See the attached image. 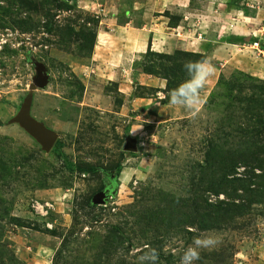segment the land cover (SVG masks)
<instances>
[{"label":"rangeland","instance_id":"obj_1","mask_svg":"<svg viewBox=\"0 0 264 264\" xmlns=\"http://www.w3.org/2000/svg\"><path fill=\"white\" fill-rule=\"evenodd\" d=\"M147 1L0 0V264H139L152 248L157 264H180L202 233L220 243L194 264H264V203L200 228L204 199L240 203L263 172L252 158L264 162V0ZM101 18L158 25L159 36L116 67L99 35L95 62ZM199 60L214 73L193 118L168 100L185 62ZM35 62L48 80L30 91ZM28 96L30 118L56 136L49 151L13 120ZM227 152L249 159L223 177L206 159ZM222 179L234 180L227 192H211Z\"/></svg>","mask_w":264,"mask_h":264},{"label":"trees","instance_id":"obj_2","mask_svg":"<svg viewBox=\"0 0 264 264\" xmlns=\"http://www.w3.org/2000/svg\"><path fill=\"white\" fill-rule=\"evenodd\" d=\"M95 40H96V33L94 32V36H91V39H90V45H91L90 52H89L90 54L94 47ZM195 54H198V53H195ZM198 55L202 57L201 54H198ZM167 86H168V82L166 83V87L164 88V91H166ZM174 88H176L175 83L173 84V88L171 89H174ZM61 145L62 144L60 142H57L54 148L55 154L61 158L62 166L67 171L74 172L76 170V168L74 167V164L71 161H69L67 156L62 151L59 150ZM221 156L222 158H219L218 161H217L216 156L208 157L206 159V164L209 167H216V166L223 167L224 168V173H222L223 177L229 174V172L231 171L230 170L231 167H233L237 163V161L241 160L246 163V161L249 159L248 155L242 156L239 154V152H227V153L222 154ZM254 157H255V160H258L259 162L258 163L259 168H261L264 172V162L262 163L261 159L256 158V156L254 155L252 159H254ZM78 169H82V168H78ZM263 172L262 174L257 175L258 180L257 181L255 180V182L252 184V187L247 190L245 198H243L240 203H233L231 201L230 202L229 201H219L215 204H210L207 202L206 199H204L203 200L205 203L204 210L206 214L205 216L202 217V219H204L205 223L203 226H200V228L209 229L216 224L229 221L235 216H241L244 213H247L246 210L252 205L264 203V173ZM233 181L234 180L229 181L226 179L219 180L215 182L216 187L211 192L217 194V193L224 191L226 193L227 189L231 187L230 185H228V182L230 183Z\"/></svg>","mask_w":264,"mask_h":264},{"label":"clouds","instance_id":"obj_3","mask_svg":"<svg viewBox=\"0 0 264 264\" xmlns=\"http://www.w3.org/2000/svg\"><path fill=\"white\" fill-rule=\"evenodd\" d=\"M187 75L182 83L169 93V103L187 111L191 117L198 116L201 110V90L206 86L209 77L214 73L213 65L206 60L187 61L183 65ZM134 130L133 132H135ZM220 243L218 237L210 234L195 236L180 256V264H194L200 258V250L215 248ZM159 253L156 249H148L139 259V264H157Z\"/></svg>","mask_w":264,"mask_h":264},{"label":"crops","instance_id":"obj_4","mask_svg":"<svg viewBox=\"0 0 264 264\" xmlns=\"http://www.w3.org/2000/svg\"><path fill=\"white\" fill-rule=\"evenodd\" d=\"M178 1L185 3L184 0H178ZM188 1H191V0H188ZM192 1L193 2H195V1L201 2V4L203 2H206V0H192ZM147 3H150V1L148 0ZM189 5H191V4H189ZM206 6H208V8L204 7V6L203 7L206 8L208 11H211V10L215 11L217 4H215L214 1L213 2L209 1L206 3ZM185 8H186L185 6H182L181 11L186 12ZM159 11H161V12H158L159 14H161V15H162V13L164 14V11H162V10H159ZM189 14H193V11L189 12ZM198 14H199V10L196 8V16ZM212 16L215 17L216 15L213 14ZM179 17H180V19H179V21H180L182 17L181 16H179ZM184 19H186L185 16H184ZM202 19H204V18H202ZM179 21L175 25H169L167 23V25H165V26L170 28L171 30H174V29H176V27L179 26ZM104 22H105V24H104ZM108 22H110V23H108ZM111 22H113V23H111ZM182 22H184V20H182ZM210 22H212V21H210ZM98 23H99V27H98V31H96V40H97L98 36L100 35L101 40L99 43L104 44L101 48L103 50L105 49L106 51H109V53H111V54H105V55H104V53H102V56H103V58L107 59L110 62L109 63L110 65H113L116 67H117L118 63H120V58H121L120 53H122V56L124 55V57H129V60L132 61L133 56L137 57L138 55H141L142 53H144L146 51V49L151 47V43L153 42V38H157L159 36L158 35L156 37V32H154L159 27L158 25L152 26V28L145 29L146 23H143V24L141 23L140 25H135V24H131L130 19L126 20L124 23H120V22H117L115 19L112 21H108L107 19L101 18L98 21ZM160 24H163V22H161ZM154 27H156V28H154ZM232 34L237 35V37H238V34H234V33H232ZM159 39L161 40L160 37H159ZM164 39L165 40H164L163 44H159L160 48L166 47L165 41L167 40V38L165 37ZM205 40L206 39L203 38L202 43ZM115 41H118V43H117L118 47L115 48L116 47V45H115L113 50H110L108 48L109 43H115ZM168 42L169 41L167 40V44H168ZM168 45H170V43ZM95 49H97V44H94L93 51L91 52L90 56H91V60L96 62L97 58L100 57V55H99L100 53L95 55ZM152 49H154V48H152ZM119 50L121 52H118ZM112 52H115V53H112ZM129 52H130V55H129ZM198 52H200V51H198ZM202 53H204V52L202 51ZM112 54H113V56H111ZM139 76H141V74H139ZM148 80L153 81V82H151L150 84H146V85H150L153 88L161 89L160 88L161 86H152V85H154V80H152V79H148ZM139 84L145 85V84H141V83H139ZM158 92H161V91H158Z\"/></svg>","mask_w":264,"mask_h":264},{"label":"water","instance_id":"obj_5","mask_svg":"<svg viewBox=\"0 0 264 264\" xmlns=\"http://www.w3.org/2000/svg\"><path fill=\"white\" fill-rule=\"evenodd\" d=\"M35 66L37 69V76L32 80V82L28 86V90L30 91L36 90L37 88H43L48 80L46 67L37 62H35ZM30 101V96L25 98L24 103L20 108V111L13 120L18 122L22 128L29 132L43 146V149L45 151H49L56 139V136L51 130L45 128L41 123L36 122L32 118H30L28 114ZM133 145L134 144L131 141H128L126 144V149H133ZM93 203H103V200H95L94 198Z\"/></svg>","mask_w":264,"mask_h":264},{"label":"built area","instance_id":"obj_6","mask_svg":"<svg viewBox=\"0 0 264 264\" xmlns=\"http://www.w3.org/2000/svg\"><path fill=\"white\" fill-rule=\"evenodd\" d=\"M255 44H257V46H258V42H255ZM102 205H104V204H102ZM105 206V205H104ZM34 208H35V210L36 211H38V212H42V210H43V206L42 205H40V204H36L35 206H34Z\"/></svg>","mask_w":264,"mask_h":264}]
</instances>
